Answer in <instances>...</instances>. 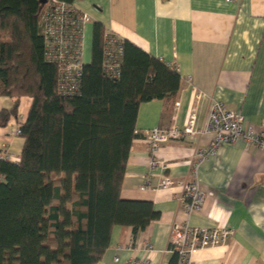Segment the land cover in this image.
<instances>
[{
	"label": "crops",
	"instance_id": "crops-1",
	"mask_svg": "<svg viewBox=\"0 0 264 264\" xmlns=\"http://www.w3.org/2000/svg\"><path fill=\"white\" fill-rule=\"evenodd\" d=\"M72 2L90 16L84 28L87 49L90 41L92 49L98 23L102 44L105 33H113L176 67L180 75L170 104L164 99L139 103L135 121L139 134L132 141L120 188L122 199L150 201L159 217L135 235L131 226H113L98 264L130 260L176 264L171 227L184 221L233 229L227 242L196 249L193 264H264V149L239 139L222 144L216 154L201 160L196 176L205 196L200 209L187 214L177 182L191 180V162L199 149L207 147L210 136L183 137L160 145L152 154L142 134L155 126L182 127L192 106L200 128L215 101L240 113L243 126H260L264 121V0ZM13 104V98L0 95V111L12 110ZM30 105L31 98L21 96L16 113L0 124V157L19 161L24 138L15 129L25 121ZM151 160L156 163L150 165ZM164 178L173 185L161 186Z\"/></svg>",
	"mask_w": 264,
	"mask_h": 264
},
{
	"label": "trees",
	"instance_id": "trees-1",
	"mask_svg": "<svg viewBox=\"0 0 264 264\" xmlns=\"http://www.w3.org/2000/svg\"><path fill=\"white\" fill-rule=\"evenodd\" d=\"M45 1L0 0V95L14 99L0 124L21 96L31 98L19 161L0 157V264H98L113 226L135 235L159 217L150 201L122 199L120 188L139 103L170 104L180 75L124 39L119 75L107 77L95 23L79 92L57 94V67L43 54Z\"/></svg>",
	"mask_w": 264,
	"mask_h": 264
},
{
	"label": "built area",
	"instance_id": "built-area-1",
	"mask_svg": "<svg viewBox=\"0 0 264 264\" xmlns=\"http://www.w3.org/2000/svg\"><path fill=\"white\" fill-rule=\"evenodd\" d=\"M89 21L90 16L79 10L73 2L46 0L43 4L40 13L43 54L48 62L57 67V94L75 95L79 92L84 65L82 61L84 28ZM122 54L123 39L113 33H105L101 67L107 77H118ZM172 68L176 70V67ZM199 98L200 94H197V99ZM196 120L197 109L196 106H192L182 127L155 126L142 131L152 154H155L160 145L183 137L189 139L197 135L210 136L207 147L199 149L195 153V160L191 162V180L177 182L181 188L179 199L187 214L198 211L205 196V191L196 176L201 160L208 155L216 154L222 144L233 143L239 139L264 149V121L257 128L252 124L243 126L242 115L228 110L222 102L210 103L202 127H197ZM135 132L139 131L135 130ZM15 133L21 134L20 126L15 129ZM155 163L154 160L149 162L150 165ZM160 185L167 187L173 185V181L164 178ZM232 233L233 229L230 227H200L192 226L186 221L174 222L170 240L171 250L176 255V264H193L192 254L196 249L223 244ZM126 264H139V261L130 260Z\"/></svg>",
	"mask_w": 264,
	"mask_h": 264
},
{
	"label": "rangeland",
	"instance_id": "rangeland-1",
	"mask_svg": "<svg viewBox=\"0 0 264 264\" xmlns=\"http://www.w3.org/2000/svg\"><path fill=\"white\" fill-rule=\"evenodd\" d=\"M90 56H91V41H90V44L88 45V49H87V42H86V39L84 37V39H83V50H82V61L84 63L88 62L90 60Z\"/></svg>",
	"mask_w": 264,
	"mask_h": 264
}]
</instances>
